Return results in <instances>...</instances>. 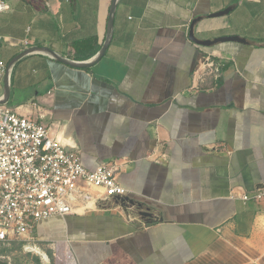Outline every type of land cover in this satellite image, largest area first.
<instances>
[{
  "label": "crops",
  "instance_id": "crops-1",
  "mask_svg": "<svg viewBox=\"0 0 264 264\" xmlns=\"http://www.w3.org/2000/svg\"><path fill=\"white\" fill-rule=\"evenodd\" d=\"M4 1L0 101L79 149L89 170L124 160L126 196L152 214L98 201L36 222L38 248L55 264H264V199L240 197L264 185V0H115L109 44L84 68L45 48L92 60L112 0ZM197 17L198 39L244 42H192ZM84 39L80 55L99 48L76 59L72 43ZM206 52L215 81L195 75Z\"/></svg>",
  "mask_w": 264,
  "mask_h": 264
},
{
  "label": "built area",
  "instance_id": "built-area-1",
  "mask_svg": "<svg viewBox=\"0 0 264 264\" xmlns=\"http://www.w3.org/2000/svg\"><path fill=\"white\" fill-rule=\"evenodd\" d=\"M8 8L0 0V14ZM5 67L0 59V76ZM195 75L214 81L220 77V65L213 53L202 55ZM124 165V160L112 159L89 170L79 149H65L47 126L0 104V245L22 242L24 251L37 253L42 263H48L47 253L31 236L35 223L54 216L83 214L96 209L98 201L120 200L128 194L118 179ZM240 197L244 201L263 200L264 185Z\"/></svg>",
  "mask_w": 264,
  "mask_h": 264
},
{
  "label": "water",
  "instance_id": "water-1",
  "mask_svg": "<svg viewBox=\"0 0 264 264\" xmlns=\"http://www.w3.org/2000/svg\"><path fill=\"white\" fill-rule=\"evenodd\" d=\"M233 8V5H229L227 7H225L223 10L217 11V12H213L211 13V17H218V16H222L227 14L231 9ZM114 10H115V0H112L111 6H110V10H109V16H108V21H107V34H106V40L103 44V46L101 47V49L99 50V52L96 54V56L94 58H92V60H88V61H83V62H78V61H71L68 60L66 58H62L58 55H56L52 50L45 48L47 51H49L57 60L64 62L66 64H69L71 66L74 67H88L90 65L93 64L94 61H96L97 59H99L105 52L111 35H112V27H113V14H114ZM200 20L199 17L194 18L193 20H191L190 25H189V39L198 44V45H202V46H212L214 44H217L219 42H227V41H237V42H244L243 38H240L239 36L236 35H228V36H219V37H215L213 39H198L195 34H194V26L195 24ZM27 51V50H26ZM26 53V52H24ZM8 93V90L6 89V95ZM4 101H0V104H4ZM120 200L124 203H126L128 206H133L135 207L137 214L140 215L141 217H151L152 214L149 211L148 208H144L143 205L140 202H136L130 198H128L127 196L124 197H120Z\"/></svg>",
  "mask_w": 264,
  "mask_h": 264
},
{
  "label": "rangeland",
  "instance_id": "rangeland-1",
  "mask_svg": "<svg viewBox=\"0 0 264 264\" xmlns=\"http://www.w3.org/2000/svg\"><path fill=\"white\" fill-rule=\"evenodd\" d=\"M0 255L3 256L0 257V264H55V258L48 253L49 262L42 263L37 253L24 251L19 241H13L7 246L0 245Z\"/></svg>",
  "mask_w": 264,
  "mask_h": 264
},
{
  "label": "trees",
  "instance_id": "trees-1",
  "mask_svg": "<svg viewBox=\"0 0 264 264\" xmlns=\"http://www.w3.org/2000/svg\"><path fill=\"white\" fill-rule=\"evenodd\" d=\"M92 40L90 39H84V40H79V41H75L72 43V46L75 50V57L76 59H86L88 57H90L91 55H93L97 49L99 48V46H94L90 49H88L83 55H80V50H82L83 48L87 47Z\"/></svg>",
  "mask_w": 264,
  "mask_h": 264
}]
</instances>
